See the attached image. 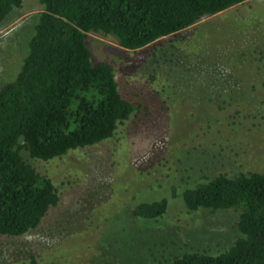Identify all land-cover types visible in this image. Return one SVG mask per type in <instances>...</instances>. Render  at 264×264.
Wrapping results in <instances>:
<instances>
[{
  "label": "rangeland",
  "instance_id": "rangeland-1",
  "mask_svg": "<svg viewBox=\"0 0 264 264\" xmlns=\"http://www.w3.org/2000/svg\"><path fill=\"white\" fill-rule=\"evenodd\" d=\"M41 9L37 0H22L4 18L0 85L16 74ZM246 18L251 21L232 31L228 41V26ZM196 30L200 36L190 45L186 38ZM240 32L251 47L235 46L237 55L227 62L246 80L242 94L237 100V91L209 95L205 85L216 83L206 80L210 70L198 71L202 67L195 61L209 60L210 52L227 57ZM263 42L264 0H247L136 51L87 33L90 62L109 66L121 96L138 108L109 139L59 158L43 162L19 150L24 162L51 181L58 203L36 229L0 236V264H168L185 251L216 255L226 249L238 237L236 212H186L179 194L219 173L264 171V49L258 54ZM190 53L196 59L184 57ZM163 198L161 218L130 215L134 204Z\"/></svg>",
  "mask_w": 264,
  "mask_h": 264
},
{
  "label": "trees",
  "instance_id": "trees-1",
  "mask_svg": "<svg viewBox=\"0 0 264 264\" xmlns=\"http://www.w3.org/2000/svg\"><path fill=\"white\" fill-rule=\"evenodd\" d=\"M245 1L37 0L42 9L36 15L26 53L13 79L0 85V236L15 238L36 229L58 203L51 181L24 162L19 150L43 162L59 158L109 139L138 108L121 96L109 66L90 62L87 33H100L120 48L136 51L165 37L176 38L199 20ZM21 2L0 0V26ZM243 20L228 26V41L232 31L251 21ZM220 28L225 27L216 29ZM240 35L226 49L227 57L211 52L210 59L204 61L191 53L184 56L200 63L198 71L210 70L206 80L216 85H205L209 95L217 92L229 97L237 91V100L242 94L246 80L238 78L231 61L237 55L235 46L239 50L251 46L242 42L246 33ZM199 36L196 30L186 41L192 45V39L197 41ZM169 42L170 51L174 50ZM198 47L204 51L198 45L194 48ZM259 49L260 55L264 42ZM261 85L264 87V82ZM228 102L230 106L232 101ZM179 196L186 212H236L238 237L216 255L190 250L172 256L168 264H264V171L232 177L219 173L184 188ZM166 205L164 198L136 203L130 215L156 220L164 215Z\"/></svg>",
  "mask_w": 264,
  "mask_h": 264
}]
</instances>
